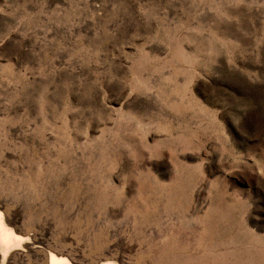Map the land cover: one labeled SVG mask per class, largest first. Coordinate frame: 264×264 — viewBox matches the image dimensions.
Returning a JSON list of instances; mask_svg holds the SVG:
<instances>
[{
    "label": "rangeland",
    "instance_id": "obj_1",
    "mask_svg": "<svg viewBox=\"0 0 264 264\" xmlns=\"http://www.w3.org/2000/svg\"><path fill=\"white\" fill-rule=\"evenodd\" d=\"M0 210V264H264V0H0Z\"/></svg>",
    "mask_w": 264,
    "mask_h": 264
},
{
    "label": "bare ground",
    "instance_id": "obj_2",
    "mask_svg": "<svg viewBox=\"0 0 264 264\" xmlns=\"http://www.w3.org/2000/svg\"><path fill=\"white\" fill-rule=\"evenodd\" d=\"M194 233H195V230H194ZM29 239L30 237L28 236L25 237L17 233L15 229L9 224L8 220L5 218L4 212L0 210V252L3 257V262L7 259L9 253H11L10 252L11 250L13 251L14 248H18L22 246V244H24L23 242L24 241L26 242V240H29ZM48 257H49V264H72L71 261L67 257L59 256L55 254L54 252H50ZM107 264H113V263H107Z\"/></svg>",
    "mask_w": 264,
    "mask_h": 264
}]
</instances>
